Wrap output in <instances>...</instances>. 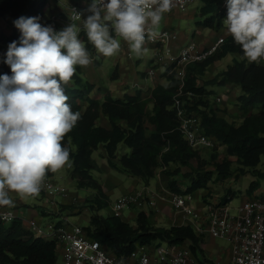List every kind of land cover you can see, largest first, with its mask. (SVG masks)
<instances>
[{"label": "trees", "instance_id": "trees-1", "mask_svg": "<svg viewBox=\"0 0 264 264\" xmlns=\"http://www.w3.org/2000/svg\"><path fill=\"white\" fill-rule=\"evenodd\" d=\"M48 1L0 0V76L12 75L10 66L5 63L6 53L13 41L19 46L21 32L13 21L21 16L39 17L38 22L42 26L50 25L53 29L57 26L51 17L44 18ZM203 2L200 14L204 15V19L198 22L220 30L228 9L216 0ZM79 38L94 57L93 45L87 41L85 32L81 31ZM229 53H235L239 58H234L219 73L200 83L199 79L204 76L207 67ZM115 72L116 69L111 77H116ZM164 76L168 82L157 83L148 96H142L136 90L133 94L125 93L117 97L109 91H94L95 84L83 76L80 66H76L72 80L63 86L73 112H79L81 116L63 141L70 149V177L75 179L78 188L95 190L88 206L89 223L84 228L110 253L125 258L139 244L165 241L177 246L188 245L203 264H215L205 255L203 235L190 224L159 226L144 210L137 211L135 225L121 216L100 214L99 211L109 202L102 183L92 174V153L102 145L107 163L115 171L149 181L156 176L158 169H162L171 190L192 193L209 188L211 180L221 182L231 177L235 172L232 167L235 161L238 172H252L255 176L248 194L262 189L253 196L264 198V183L256 178L264 181V170L257 167L264 155V59L249 62L228 34L213 55L187 67L180 97L185 100L187 111L199 116L203 131L216 141L210 153L212 162L202 155V148H193L180 132L173 101L181 82L171 66ZM212 85L239 87L236 97L241 117L239 123L220 114V107L210 102L209 87ZM188 91L192 95H187ZM102 116L107 118L109 127L101 124ZM217 145L226 148L223 158L218 161ZM210 163L213 169L208 168ZM183 167L187 171H183ZM53 175L51 172L47 174ZM228 190L231 193L230 188ZM229 200L230 194H226L221 202ZM60 252L54 239L34 235L19 217L9 222L0 221V264H54Z\"/></svg>", "mask_w": 264, "mask_h": 264}, {"label": "clouds", "instance_id": "clouds-1", "mask_svg": "<svg viewBox=\"0 0 264 264\" xmlns=\"http://www.w3.org/2000/svg\"><path fill=\"white\" fill-rule=\"evenodd\" d=\"M174 0H92L82 27L87 41L104 57L116 55L121 40L140 57L146 37L154 39ZM227 33L249 62L264 59V0H227ZM72 20H80L73 9ZM39 17L13 21L21 32L19 46H8L5 63L12 75L0 76V207H14L12 193L21 199L39 196L49 172L71 166L70 149L63 144L81 118L73 112L64 85L76 66L93 58L72 23L56 32ZM114 33V35H113Z\"/></svg>", "mask_w": 264, "mask_h": 264}, {"label": "built area", "instance_id": "built-area-1", "mask_svg": "<svg viewBox=\"0 0 264 264\" xmlns=\"http://www.w3.org/2000/svg\"><path fill=\"white\" fill-rule=\"evenodd\" d=\"M194 0H174L173 11H185ZM92 3V2H91ZM90 3V4H91ZM88 4V7L90 6ZM221 6L227 8V0H222ZM85 7V6H82ZM73 9L80 13V20H72ZM82 9L76 2L67 6L66 20L83 23L90 12ZM170 13V12H169ZM54 21H65L58 15H52ZM171 35L168 29H163L154 39L146 41L154 43L157 47L155 57L157 63L172 67L180 80V89L173 101V107L179 119V130L195 149H212L216 141L209 137L202 129L200 118L194 113H189L185 106V100L180 97L183 93L181 87L186 79L187 67L191 64L203 61L213 55L224 43V36L218 37L208 47L191 40L184 44L177 53H171L167 42ZM149 74L154 69L148 70ZM187 95H192L191 91ZM220 102L221 97L217 96ZM165 190V189H164ZM68 189L58 183L51 176H46L45 184L41 192L49 195H63ZM167 201L175 212L180 213L194 229L208 232L215 237H227L232 242L231 264H264V198L258 196L248 197L239 203L234 212L230 211L227 203L221 201L205 203L200 210L195 204V196L192 192H176L166 189ZM165 196L157 193L149 187H141L134 191L122 194L111 205V214L122 216L125 208L143 209L146 205L155 207L158 199ZM18 217L13 209L0 211V221L9 222ZM203 220V221H202ZM29 230L37 236L54 239L61 250V259L54 264H200L188 245H173L163 241L152 244H139L125 258H119L110 253L98 240L90 237L83 225L72 224H48L42 226L37 220L28 222Z\"/></svg>", "mask_w": 264, "mask_h": 264}, {"label": "crops", "instance_id": "crops-1", "mask_svg": "<svg viewBox=\"0 0 264 264\" xmlns=\"http://www.w3.org/2000/svg\"><path fill=\"white\" fill-rule=\"evenodd\" d=\"M74 1L75 0H49L48 1V7L46 9L45 18L48 19L52 15H59L63 20H65L62 22L57 21V26L55 27L54 31L59 32L70 25L69 21L66 20L67 17H66L65 11L67 10V6ZM216 1L218 2V0ZM91 2L92 0H82V2L80 3L82 6H88V4H90ZM218 3L221 5L222 1H219ZM203 4H204L203 0H200V3L197 4L196 7L191 8L193 9L192 11L194 12L196 11V13H200V9L203 6ZM197 9H198V12H197ZM177 12H181V11H173V12L164 14V17L162 19L164 29H168V27H172V20L176 16V14H178ZM189 12L191 11H188V13ZM198 21L200 20L196 21V25L199 29V32L195 31L193 32V35L197 34L196 41L202 47H208L218 37L228 35L225 25L220 30L217 31L214 28L205 27L204 25L200 24ZM75 22L78 26L81 27V31L84 32L83 27H82L83 23L79 21H75ZM202 30H205V31H202ZM187 42H189V40L186 37L182 38L176 35L174 37L172 36L169 38L167 42V47L170 49L171 53H177L179 49ZM122 43L123 45L121 47V56L124 59L122 61H124L125 63H121L122 62L121 60H119L118 62H115L116 77L113 79H115L114 83L116 84L117 88L120 89V91L115 96L122 97L125 93L133 94L136 90L140 91L142 96H148L150 94L151 89L157 83L166 84L168 82L167 78L164 76V73L169 66L163 65L162 62L157 63V60L155 57V50L157 46L154 43H150L148 41L145 42L144 47L148 46L150 49H152L153 54L150 57V59L144 63L147 65V67L142 70L137 68V66L139 65L138 63L143 59L142 55L140 57L131 56V53L129 52V50L126 49L128 47V44L124 41ZM152 59H155L156 61L155 60L152 61ZM96 60L93 59V63L89 65L88 67H86V71L89 77H94V76L97 77L99 75V74H96L95 69H92ZM218 61H221V60H218ZM90 68L92 69L91 72H90ZM151 68L154 69L153 74L148 73V70ZM138 76L140 77V81H137ZM131 79H135L134 83H131ZM105 84L106 82H104V84H101V85L96 84L94 91L98 89V85H100L102 89H109V87H107L108 85L107 84L105 85ZM234 88L235 87H232V86L226 87V90L230 91L228 93L229 95L228 98L230 100H233L235 98ZM233 113L238 114L237 105ZM102 118H104L103 122H102ZM100 122L102 125L109 127V123L106 117L102 116L100 119ZM95 153L97 154V156L94 155ZM92 159H93V165H94V168L92 169V171L96 170L99 172L102 167L103 168L107 167L103 163L105 161L107 162V160H106V155H105L102 145H100L97 149L93 151ZM71 168L72 166L70 167L65 166L63 169H61V172L59 173V175L61 177L66 176L67 178H69L70 173H71ZM109 176L111 177L112 175H108V177ZM128 176L130 179H128L129 181L126 180V182L122 181L121 179L120 180L116 179V183L118 184V187L115 186L116 183L113 184V186L115 187L114 188L115 190H113L112 186H107V181L109 180V178H106V179L104 178V180H102L103 182L101 181L104 192L107 196L108 202L111 203L115 199H117L119 196H121L122 194L130 192V191H134L140 187H149L151 185L150 183L152 179L154 180V183L152 184L153 188L155 187V184H156L155 177L150 179L149 181H145L142 178H139V177L136 178L129 174ZM141 181H143L144 183L141 184L140 183ZM75 185H76V182H75ZM94 194H95L94 189L93 191H90L89 194H86L83 197H79L76 191H73V192L69 191L68 194L67 193L63 195L58 194L55 196H49L43 192H40L39 196L35 198L29 197L26 199H21L18 195H16L15 193H12L11 195L15 202V206L11 208L0 207V211L6 210V209H13L17 213L18 217L23 221V225L27 229H29L28 222L31 219L37 220L42 226H46L48 224H62V223L72 224L68 222L67 217L63 216V213L64 212L71 213V214L78 213L79 208H77L76 206L82 205V202L84 200H86L87 198H92ZM110 194H112L114 197L112 200L110 199ZM246 196L247 194L243 193L241 201H243L246 198ZM205 203L206 202H202L201 200L197 199V206L199 207L200 210H203L202 207ZM129 210H130L129 211L130 214L128 218H125L124 215H122L121 217L127 221L130 218H133L134 223L133 224L131 223L132 225H135L136 214L138 210L146 211L149 214L151 221L154 224L159 225V226L168 227L173 224L189 223V221L186 220L185 217H183L180 213L175 212L174 209L171 207V205L163 200H158L155 207L146 205L143 209L132 207V208H129ZM110 214H111V209H110ZM55 216H58V217L54 218ZM201 234L203 235L202 247L205 251L206 257L209 260L213 261L215 264H231L232 256H233L231 240L227 237L212 236L206 231L201 232ZM216 238H225L227 239L228 243L224 244L223 242H217ZM60 259H61V252L59 253L58 260Z\"/></svg>", "mask_w": 264, "mask_h": 264}, {"label": "rangeland", "instance_id": "rangeland-1", "mask_svg": "<svg viewBox=\"0 0 264 264\" xmlns=\"http://www.w3.org/2000/svg\"><path fill=\"white\" fill-rule=\"evenodd\" d=\"M76 3L78 5L81 6L82 9H87V7H82L81 3L82 0H75ZM74 1V2H75ZM195 1V0H194ZM193 1V3L190 4V6L188 7L187 10L185 11H181V12H177L178 14H176V16L173 18L172 20V27H168V30L170 31L171 35H178L180 37H186L189 41L190 40H195L196 41V35H193V32H199V29L196 25V21L197 20H202L204 19V15H201L200 13H196V11H192L194 8L196 7L197 4L200 3V0H196L195 2ZM222 1V0H218ZM188 11H191L188 13ZM198 12V9H197ZM58 17H60L58 15ZM45 18V17H44ZM43 18V20H44ZM4 24V22H2ZM70 25L72 23H76L75 21H69ZM163 22L161 21L159 27L156 29L157 33H160L164 27H163ZM55 29V28H54ZM205 31V30H202ZM123 41L121 40V47L123 45L122 43ZM145 51L142 54L143 59L138 63L139 65L137 66L138 69L142 70L144 68L147 67L146 64H144L147 60L150 59V57L152 56L153 52L152 49H150L148 46H145ZM127 50H129V46L126 48ZM93 53H94V57H92L93 59H97L95 61V64L93 66L92 69H95L96 74H99L97 77H89V75L87 74L86 71V67H81L82 69V73L83 76L88 79L89 81L93 82L95 84H104V82H106V84L108 85L107 87H109V89H102L100 87V85H98V89L100 92L102 91H109L112 95L114 94L117 95V93L120 91V89L117 88L116 84L114 83L113 77H111L110 75L112 74V72L115 70V62H118L119 60H124L123 57L121 56V48L119 50V52L112 56V57H104L101 54H98L95 50V48L93 47ZM96 53V55H95ZM131 53V52H130ZM131 56H135V54L131 53ZM234 58H239V56L235 53H229L227 54L225 57H223L221 59V61H216L214 64L210 65L207 70L205 71L204 76H201V78L199 79L200 83L203 82L205 79L213 77L214 75H216L217 73H219L222 69H224L229 63H231L233 61ZM247 59V58H246ZM103 60V61H102ZM155 59H152V61ZM248 60V59H247ZM156 61V60H155ZM121 63H125L124 61H122ZM193 67V66H190ZM92 69L90 68V72L92 71ZM89 72V70H88ZM100 78V79H99ZM113 80V81H111ZM135 79H131V83H134ZM104 81V82H103ZM137 81H140V77L138 76ZM105 84V85H106ZM103 86V85H102ZM225 85H212L209 88L211 89V93L209 94V100L211 103H216L219 107H220V114L225 115L230 121H233L235 123H239L241 121V117L238 114H234L233 112L236 109V105H237V100L236 97L240 92L239 87H235V98L233 100H230L228 98V92L226 90ZM220 96L221 97V101L217 102L216 101V97ZM224 105V107H223ZM150 107V106H149ZM104 121V118H102V122ZM202 151V155L204 157H206L207 159L210 158V153L211 151H213L212 149L210 151L204 150L203 148L201 149ZM216 155H217V161L221 160L225 154L226 148L224 145H217L216 146ZM95 156H97V154H94ZM211 162H212V158H210ZM102 163V162H100ZM105 164V166H107L106 168H101L100 171H96L93 170L92 174L100 180V182L102 180H104V178H109V180L107 181V186H112L113 190H115L113 184L116 183V179L118 180H122L124 182H126V180L130 179L128 174L125 172H120V171H115L114 169L110 168V166L107 164V162H103ZM237 163L234 161V163L232 164V167L234 168L235 172L234 174L225 179L224 181L221 182H214V180H211L208 182L209 188H201L199 189L197 192L194 193L195 196V204L197 205V199L201 200L202 202H207V203H215L218 201H224L225 200V195L226 194H230L231 198L228 201V206L230 208L231 212H234L236 207L239 205V203L241 202V198H242V194L245 193L247 194L246 198H248V196H253V195H257L262 189H258L256 190L253 194H248V188L251 184V182L253 181V179H255V176L252 172H247L246 174H242L241 172H238L236 170L237 167ZM259 169L264 170V155L261 156V162L258 164L257 166ZM209 169H213V164H209L208 165ZM183 171H187L186 167H183ZM61 172V170L57 173H54L53 175V179L56 180L58 183L64 185L67 189L69 193V191H76L78 193L79 197H83L86 194H89L90 191H93V189L90 188H78L75 185V179H72L71 177L67 178L65 177H61L59 175V173ZM108 175H112L111 177ZM177 177H180L179 175ZM103 178V179H102ZM137 178V177H136ZM257 179H259L262 184L264 183L263 180H261L260 178L256 177ZM155 187L153 188V183L154 180L152 179L151 181V185L149 186L150 189H154V191H156L157 193H161L165 196L164 199H158V200H163L167 203H169L167 201V193L165 192L166 189H170V187L168 186L167 183V177L165 176L164 172L162 171V169H158V172L155 176ZM129 181V180H128ZM103 182V181H102ZM141 184H143L144 182L141 181ZM115 186L118 187V184L116 183ZM143 186V185H142ZM141 188V187H140ZM231 190V193L229 192V189ZM165 189V190H164ZM118 191V190H116ZM220 196V197H219ZM89 197V196H88ZM219 197V198H218ZM114 197L112 194H110V199L112 200ZM89 202H90V198H87L86 200H84L82 202V205L76 206L77 208H79V212L75 213V214H71V213H63V216L67 217L68 222L70 223H78L79 225H87L89 223V215H90V210H89ZM112 203V202H111ZM111 203L109 202L105 207H103L99 213L106 216L108 214H110V205ZM199 208V207H198ZM129 208H125L123 215L125 218L129 217ZM58 216H55L54 218H57ZM130 223H134V219L130 218L128 220ZM217 242H223L224 244H227L228 241L225 238H216ZM161 243L164 245L163 241H161ZM232 256V255H231ZM208 259V258H207ZM198 260L200 261L201 264H203L200 260V258H198Z\"/></svg>", "mask_w": 264, "mask_h": 264}]
</instances>
